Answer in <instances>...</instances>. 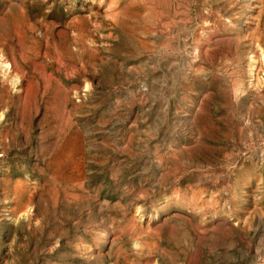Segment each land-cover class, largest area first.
I'll return each mask as SVG.
<instances>
[{
	"label": "rangeland",
	"instance_id": "1",
	"mask_svg": "<svg viewBox=\"0 0 264 264\" xmlns=\"http://www.w3.org/2000/svg\"><path fill=\"white\" fill-rule=\"evenodd\" d=\"M0 56V264H264V0H0Z\"/></svg>",
	"mask_w": 264,
	"mask_h": 264
},
{
	"label": "bare ground",
	"instance_id": "2",
	"mask_svg": "<svg viewBox=\"0 0 264 264\" xmlns=\"http://www.w3.org/2000/svg\"><path fill=\"white\" fill-rule=\"evenodd\" d=\"M104 1V0H103ZM117 2V1H116ZM184 2V1H183ZM102 3V2H101ZM119 3V2H118ZM94 4H96V3H94ZM113 4V3H112ZM111 4V5H112ZM106 5V4H105ZM156 5V4H155ZM99 6H100V4H99ZM107 6H110V5H107ZM95 7V6H94ZM111 7V6H110ZM117 7V6H116ZM180 7V6H179ZM104 8H107V7H105L104 6ZM185 8V7H184ZM187 8V7H186ZM109 9V8H108ZM116 11V10H115ZM185 11V10H184ZM103 13V12H102ZM112 13V12H111ZM114 13V12H113ZM188 13V12H187ZM178 14V13H177ZM117 15V14H116ZM98 16V15H97ZM100 16V15H99ZM68 17V16H67ZM104 17V16H103ZM69 20V19H68ZM67 20V21H68ZM179 21V20H178ZM68 23V22H67ZM165 23V22H164ZM183 23V22H182ZM111 24V23H110ZM115 26V25H114ZM106 27V26H105ZM101 28V27H100ZM111 28V27H110ZM109 28V29H110ZM131 28H132V26H131ZM99 29V28H98ZM68 30H70V29H68ZM72 30V29H71ZM212 31V30H211ZM139 33V32H138ZM112 34V33H111ZM114 34V33H113ZM97 35V34H96ZM110 35V34H109ZM166 35V34H165ZM145 36V35H144ZM149 36V35H148ZM147 37V36H146ZM145 37V38H146ZM227 38V37H226ZM171 39V38H170ZM213 39V38H212ZM111 40V39H110ZM102 41V40H101ZM95 42V41H94ZM142 42V41H141ZM93 44V43H92ZM107 44V43H106ZM97 45V44H96ZM109 46V45H108ZM92 47V46H91ZM98 49V48H97ZM100 50H102V49H100ZM231 53L232 52H230V50L229 49H224L223 50V52L222 51H220L219 52V54H218V56H219V63H222V61H224V59H227V57L229 56V55H231ZM235 54V53H234ZM175 55V54H174ZM197 55V54H196ZM195 56V55H194ZM87 57V56H86ZM231 57V56H230ZM95 58H97V56L95 57ZM148 58V57H147ZM87 59V58H86ZM210 59V60H209ZM208 59V66H210V68L209 69H211V70H213V69H215V70H217V71H221L222 70V67H224V66H226V64L224 63V64H219L220 65V67L218 68V69H216L215 68V65H214V60H212V57L211 58H209ZM93 60V59H92ZM94 60H96V59H94ZM126 60V59H125ZM124 61V60H123ZM127 61V60H126ZM101 63H102V61H101ZM217 65V64H216ZM138 66H139V64H138ZM144 66H145V64H144ZM148 66V65H147ZM164 66V65H163ZM187 66V65H186ZM95 67V66H94ZM150 67V66H149ZM228 67H230V66H228ZM151 68V67H150ZM149 68V69H150ZM153 68V67H152ZM167 68V67H166ZM201 68V67H200ZM199 68V69H200ZM0 69H1V71H3L4 73H6L7 72V70H9L10 69V65H9V63L7 62V61H5L4 59H3V57L2 56H0ZM79 69V68H78ZM133 69V68H132ZM144 69V68H143ZM147 69V68H146ZM145 69V70H146ZM153 69H155V68H153ZM208 69V70H209ZM73 70V69H72ZM81 70V69H80ZM188 70V69H187ZM191 70V69H190ZM229 70V69H228ZM92 71V70H91ZM124 71V70H123ZM141 71V70H140ZM148 71H150V70H148ZM204 71V70H203ZM214 71V70H213ZM213 71H210V72H208L209 74V76H208V78L205 80L208 84L205 86V87H203L202 88V91L203 92H207V91H211L212 93H217V94H220L221 93V95L224 93V95H227V88H226V86H225V84H221V83H223V81L221 80V76H218V75H216V74H213ZM186 72V70H184V72L183 73H185ZM195 72H197L196 70H195ZM189 73V72H188ZM198 73V72H197ZM203 73V72H202ZM215 73V72H214ZM141 74V73H140ZM218 74V73H217ZM235 74V73H234ZM97 75V74H96ZM100 75V74H99ZM186 75H188L187 73H185V80L187 79V77H186ZM221 75V74H220ZM223 75V74H222ZM137 76V75H136ZM141 76V75H140ZM156 76V75H155ZM194 76H196V75H194ZM205 76V75H204ZM224 76V75H223ZM199 77V76H198ZM232 77H234V76H232ZM128 78V77H127ZM197 78V77H196ZM203 78V77H202ZM231 78V77H230ZM229 78V79H230ZM228 79V80H229ZM226 80V79H225ZM182 81V80H181ZM231 81V80H230ZM6 82V81H5ZM218 82L220 83V86H218ZM10 83H11V85H14L15 83H16V80L15 79H13L12 78V80L10 81ZM139 83V82H138ZM237 83V82H236ZM6 84V83H5ZM122 84V83H121ZM132 84V83H131ZM135 84H136V82H135ZM228 84V83H227ZM149 85V84H148ZM236 85V84H235ZM138 86V85H137ZM184 86V85H183ZM195 86V85H194ZM108 87V86H107ZM182 87V86H181ZM111 88V87H110ZM119 88H120V85H119ZM221 88V89H220ZM118 89V88H117ZM229 89V88H228ZM132 90V89H131ZM134 91V90H133ZM138 91V90H137ZM232 92V91H231ZM139 94H141V92L139 93ZM138 94V95H139ZM141 95H143V94H141ZM241 98V97H240ZM243 99V98H242ZM246 98H244V100H245ZM177 102V101H176ZM178 103V102H177ZM237 103V102H236ZM235 103V104H236ZM242 104V103H241ZM174 106V105H173ZM240 106V105H239ZM249 106V105H248ZM236 107V106H235ZM241 107V106H240ZM231 108V107H230ZM250 108V107H249ZM242 109V108H241ZM244 109V108H243ZM236 111V110H235ZM191 128V127H190ZM192 129V128H191ZM189 131V130H188ZM191 132V131H190ZM191 134V133H190ZM190 136V135H189ZM188 136V137H189ZM153 174V173H152ZM155 176V175H154ZM153 176V177H154ZM166 182V181H165ZM145 195V194H144ZM70 197V196H69ZM205 206V205H204ZM201 208H203V207H201ZM212 209V208H211ZM215 210V209H214ZM210 211V210H209ZM193 226H195V225H193ZM257 226L258 227H263L264 226V220L263 219H259L258 221H257ZM192 227V226H191ZM212 227V226H211ZM204 228V227H203ZM209 228V227H208ZM208 228H206L207 230H208ZM205 229V228H204ZM205 229V230H206ZM203 230V229H202ZM201 230V231H202ZM256 230V229H255ZM261 230V229H260ZM199 231V230H198ZM198 231H197V233H198ZM207 233V232H206ZM200 234H201V232H200ZM204 234V233H203ZM202 234V235H203ZM107 236V235H106ZM207 236V235H206ZM202 237V236H201ZM200 237V238H201ZM259 237H260V243H263V245L262 244H260V248L257 250V252H255L254 253V255L256 254L258 257H260V258H263L264 257V233L263 232H259ZM107 238V237H106ZM131 238V237H130ZM227 239V238H226ZM263 239V240H262ZM231 240V239H230ZM156 246H157V244H156ZM252 246V245H251ZM213 247H214V245H213ZM242 247V246H241ZM230 248V247H229ZM228 248V249H229ZM232 248V247H231ZM250 248V247H249ZM248 248V249H249ZM252 248V247H251ZM152 249V248H151ZM215 249V248H214ZM243 249V248H242ZM246 250V249H245ZM252 250V249H251ZM237 251V250H236ZM152 252V251H151ZM151 252H148L147 253V258H145V264H153L151 261H150V258L151 257H153V255H152V253ZM253 253V252H252ZM200 254H201V252H200ZM247 255V254H246ZM193 257V256H192ZM195 257V256H194ZM237 258V257H236ZM246 258V257H245ZM141 261V260H140ZM237 261V260H236ZM144 262V261H143ZM204 263V262H203ZM261 264H263V263H261Z\"/></svg>",
	"mask_w": 264,
	"mask_h": 264
}]
</instances>
